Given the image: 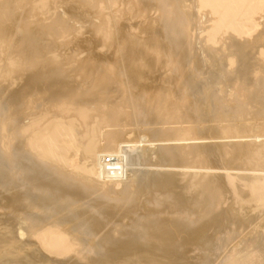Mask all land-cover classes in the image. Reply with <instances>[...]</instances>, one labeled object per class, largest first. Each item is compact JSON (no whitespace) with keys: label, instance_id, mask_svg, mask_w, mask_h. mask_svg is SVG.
Returning a JSON list of instances; mask_svg holds the SVG:
<instances>
[{"label":"bare ground","instance_id":"1","mask_svg":"<svg viewBox=\"0 0 264 264\" xmlns=\"http://www.w3.org/2000/svg\"><path fill=\"white\" fill-rule=\"evenodd\" d=\"M0 264H264V0H0Z\"/></svg>","mask_w":264,"mask_h":264}]
</instances>
